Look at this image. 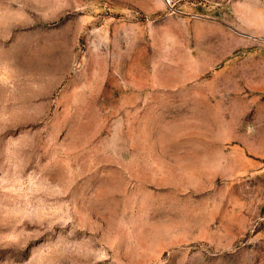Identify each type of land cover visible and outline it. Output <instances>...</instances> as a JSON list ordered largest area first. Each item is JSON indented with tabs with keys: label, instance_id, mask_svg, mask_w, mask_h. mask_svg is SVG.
Segmentation results:
<instances>
[{
	"label": "rangeland",
	"instance_id": "rangeland-1",
	"mask_svg": "<svg viewBox=\"0 0 264 264\" xmlns=\"http://www.w3.org/2000/svg\"><path fill=\"white\" fill-rule=\"evenodd\" d=\"M0 264H264V0H0Z\"/></svg>",
	"mask_w": 264,
	"mask_h": 264
}]
</instances>
